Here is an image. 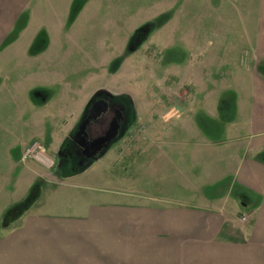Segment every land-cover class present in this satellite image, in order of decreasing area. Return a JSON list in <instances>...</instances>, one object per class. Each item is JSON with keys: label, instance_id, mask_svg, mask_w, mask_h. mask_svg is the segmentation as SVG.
<instances>
[{"label": "crops", "instance_id": "1", "mask_svg": "<svg viewBox=\"0 0 264 264\" xmlns=\"http://www.w3.org/2000/svg\"><path fill=\"white\" fill-rule=\"evenodd\" d=\"M99 1L0 0V88H5L9 100L26 104L30 112L34 109V121L18 109L14 117H0L4 137H17L14 126L26 129L18 134L19 154L34 137H45L49 121L57 127L58 122L79 114L81 78L74 84V75L89 79L116 73L102 86L113 93L111 86L141 50L157 57L160 43L167 44V52L180 49L172 36L174 30L168 32V27L184 0ZM246 22L247 36L239 38L243 44L222 57L207 60L199 35L185 33L179 39L183 54L178 51L179 57L164 58L174 75L183 71L188 86L197 84V75L228 69L232 75L231 82H217L210 95L220 133L204 131L195 122L182 126L186 116L176 110L161 128L140 131L141 159L135 175L127 172L120 183L136 176V185H147L151 179L146 171L152 167L158 170L157 190L168 189V196H151L150 202L95 199L91 203L86 199L85 210L70 213L50 211L44 203L5 224L7 209L24 200L26 193L21 191L18 199L5 203L7 193L0 194V264H264V18ZM144 25L153 26L151 34L139 50L128 55L132 34ZM93 26L99 27L96 36L102 45L100 61L91 65ZM82 39L89 43L86 52L78 44ZM55 42H69L63 53L74 58L75 52H84V61L57 60L63 49ZM158 64L153 67L160 68ZM213 67L216 72L209 69ZM15 72L28 76L12 82L9 74ZM198 89L209 88L204 83ZM35 90L47 95L34 102ZM222 107L229 110L220 111ZM205 116L210 117L208 111ZM195 136L204 148L192 161L197 162L199 176L191 175L177 196L171 191L174 183L162 188L160 178L176 174L174 163L185 160L197 147ZM13 150L9 144L0 145V186L14 185L16 171L28 166L12 156ZM119 193L132 192L121 189Z\"/></svg>", "mask_w": 264, "mask_h": 264}, {"label": "rangeland", "instance_id": "2", "mask_svg": "<svg viewBox=\"0 0 264 264\" xmlns=\"http://www.w3.org/2000/svg\"><path fill=\"white\" fill-rule=\"evenodd\" d=\"M102 1L103 0H100L99 2L102 3ZM102 13L103 12H101V14ZM174 15L176 16L175 21H172V24L168 27V32H171L172 29L174 30L172 36L175 38L177 48L180 49H174L176 51L175 53L171 50L167 52L165 49L167 44L160 43L161 50H158L156 53L159 57H153V55H148L144 50H141L137 59L132 61L125 69L124 73L121 75V79L117 77L118 81H116L113 87L111 86V89H114L112 92L115 95L120 94L119 91L125 92L121 93V95L126 96L131 101V119L120 141L111 145L105 154L106 156L104 155V157L99 159L88 171L83 170L82 172H85L79 176L76 175L64 179L59 171H57L56 165L54 164L56 149L59 148L62 153L60 154V158L63 157V154H67L68 145L66 144L60 147L59 145L62 141V137H64L71 127L75 118L74 116L58 122L57 127H54L49 121L47 123V134H45V137H34L22 155L19 154L21 141L18 134L19 131L23 132L22 130L24 128L14 126L15 131L13 132H16L17 137H4L2 128L5 127V125L3 124L4 121H0V145L9 144L12 146L14 149L12 156L16 158L17 161L20 159L21 162H26V165H28L25 169L19 168L16 171L14 185L0 186V194L7 193L5 194L6 198L4 203L13 202V200L15 201V199H18L21 191H24L26 193L25 197H27L33 186L38 187V191L35 203L31 206L32 210L41 208L45 203L49 206L48 209L50 211L64 213L85 210L86 199L91 200V203H93L95 199L102 201L136 199L150 202L153 201L150 198L151 196H168V189L163 192L157 190L154 183L158 184L159 182L157 176L158 170L152 167L150 170L146 171V175L151 179V181L148 180L150 184L147 183V185H145V183L142 184V182H140L136 185V176L134 178H129L122 184L120 183L121 178L126 177L127 172L135 175L136 163L141 159V157L138 156L141 152V148L137 147V144L141 141L140 131L157 129L158 125L161 128L163 122H166L169 116L176 110L178 113H182L186 116L185 119H187V121L181 122L182 126L184 124L188 126L191 125L192 122H195L196 126L204 131H215L216 133H220L221 128L214 118L215 101L210 98V95L211 97L214 95L216 89L215 84L217 82H231L232 75L229 69L224 71V73L197 75V84L188 86L184 83L185 78L182 74L183 71L174 75V73L168 69L165 59L173 56L176 58L179 57V52H181L180 50L183 48V42L179 39L183 38L185 33L188 35H199L200 45L204 51L202 56L206 55L207 60L214 56L222 57L227 51L231 52L236 45H239V43L243 44L239 38L245 39L244 36H247V19H254L255 23H258L257 21H259L260 18H264V0H184L177 5V10ZM151 28H153V26L147 29L149 33L146 39L136 49H129L127 52L128 55L139 50L147 41L153 30ZM98 29L99 27L97 26L91 27V65L92 61L98 63L101 59V53L98 48L102 44L97 40L99 37L96 36ZM54 44L57 47L62 46L63 49L60 53L62 57H58L57 60L63 59V62L68 61L67 63L71 62V60L74 62L84 61V52H75L74 58H69L63 53L67 51L70 44L69 42H55ZM78 44L83 47L85 52L87 51L89 43L86 39L79 40ZM181 54L183 53L181 52ZM158 60H160L159 64ZM156 64L160 65V68L157 69L153 67V65ZM209 69H211L212 72H216V67ZM32 72L35 71L32 70ZM118 72L119 70L117 73ZM9 75L11 81L17 80V78H21V76H28L26 72H15ZM114 75L110 74L99 78L97 76L100 75L97 74L95 77L91 75L89 79H86V75L84 74L74 75V84H76L78 78H81L78 83L81 100L80 110L89 97L98 90H95L94 87L97 85L100 86L99 89H103L102 86H105L107 81H111ZM113 83H115L114 79ZM158 83L161 84L160 88ZM204 83H207L209 89L200 91L198 88ZM97 86L96 88H98ZM4 90L5 88H0V91H2V93H0V117L4 119L14 117L16 116L14 114H17L19 111V113L21 112L26 118L31 116L34 121V109L32 108L33 110L30 112L26 104H19L18 102L9 100V96ZM45 95L47 94L43 92L40 97H33V101H38L40 98H44ZM206 95L207 97L209 96L208 105L203 103L206 102ZM33 107L38 108V105H33ZM226 108L227 107H222L220 111ZM60 109L61 108H56L58 111H60ZM227 110L229 109L224 111ZM206 111L209 112L210 117L205 116ZM189 116L192 118L190 119ZM7 126L13 125L9 123ZM194 138L198 145L192 148L191 153H188L185 160L177 159L175 161L174 164L177 167L176 174L169 178H160V183H163L161 184L162 188L168 186L169 182L174 183V188L171 191L177 196L186 189L185 182L189 180L190 176L199 174V172L195 170L197 162H193L195 163L193 165L192 161L195 160L193 156L202 153L204 148L200 137L195 136ZM148 141H151V139L149 138ZM34 145L40 146L42 151L36 149L32 156H26L25 151ZM149 152H151V149H149ZM39 154H42V156L46 158L45 163L38 159ZM61 163H64L62 164L64 171H70L71 162L65 158L59 160V164ZM20 171L25 174L24 177L20 175ZM24 181L26 182V186L23 184ZM121 189L132 193H130L131 195L119 193ZM19 201H17V203Z\"/></svg>", "mask_w": 264, "mask_h": 264}, {"label": "flooded vegetation", "instance_id": "3", "mask_svg": "<svg viewBox=\"0 0 264 264\" xmlns=\"http://www.w3.org/2000/svg\"><path fill=\"white\" fill-rule=\"evenodd\" d=\"M94 93L74 118L59 145H68L67 154L60 158L59 148L55 154L54 164L64 179L77 175L68 176V172L86 170L104 157L109 147L120 141L130 122L132 104L129 98L106 90L98 95ZM41 94L40 90L32 93L33 97ZM65 158L71 162L68 172L64 171V163L59 164V160Z\"/></svg>", "mask_w": 264, "mask_h": 264}, {"label": "trees", "instance_id": "4", "mask_svg": "<svg viewBox=\"0 0 264 264\" xmlns=\"http://www.w3.org/2000/svg\"><path fill=\"white\" fill-rule=\"evenodd\" d=\"M152 26V25H149ZM148 25L142 26L138 28L131 36L129 41V47L133 50L136 49L148 36L149 31L147 28ZM83 170L72 171L67 173L68 176L75 175L81 173ZM38 187L33 186L30 189L27 197L19 203L13 204L10 206L4 214L3 223H8L11 220H15L19 218L24 212L29 210L31 206L35 203L37 196Z\"/></svg>", "mask_w": 264, "mask_h": 264}, {"label": "built area", "instance_id": "5", "mask_svg": "<svg viewBox=\"0 0 264 264\" xmlns=\"http://www.w3.org/2000/svg\"><path fill=\"white\" fill-rule=\"evenodd\" d=\"M36 149H40V150L42 151V149H41L40 146H38V145H34V146H32L31 148H29V149H27V150L25 151V155H26V156H28V155H31V156H32V155L34 154V152H35ZM38 159H39L41 162H43V163H45V161H46V158H44V157L42 156V154H39V155H38ZM242 219L244 220L245 217H242Z\"/></svg>", "mask_w": 264, "mask_h": 264}, {"label": "water", "instance_id": "6", "mask_svg": "<svg viewBox=\"0 0 264 264\" xmlns=\"http://www.w3.org/2000/svg\"><path fill=\"white\" fill-rule=\"evenodd\" d=\"M103 91H104L103 89H98V90L95 91L94 94H95V95H98V94H100V93L103 92Z\"/></svg>", "mask_w": 264, "mask_h": 264}]
</instances>
